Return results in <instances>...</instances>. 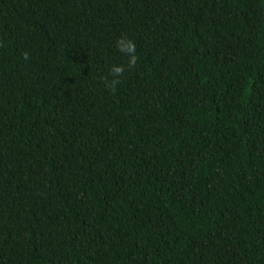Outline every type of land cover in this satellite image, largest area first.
I'll return each mask as SVG.
<instances>
[{
    "label": "trees",
    "instance_id": "1",
    "mask_svg": "<svg viewBox=\"0 0 264 264\" xmlns=\"http://www.w3.org/2000/svg\"><path fill=\"white\" fill-rule=\"evenodd\" d=\"M0 264H264V0H0Z\"/></svg>",
    "mask_w": 264,
    "mask_h": 264
},
{
    "label": "clouds",
    "instance_id": "2",
    "mask_svg": "<svg viewBox=\"0 0 264 264\" xmlns=\"http://www.w3.org/2000/svg\"><path fill=\"white\" fill-rule=\"evenodd\" d=\"M115 46L117 50L121 53H123L127 57V64H118L113 65L111 68V72L114 74H121L125 71L126 67L130 68L132 67L136 62V55H135V44L132 40L128 39L125 36H121L117 38L115 42ZM112 83H116L115 80L112 81Z\"/></svg>",
    "mask_w": 264,
    "mask_h": 264
}]
</instances>
